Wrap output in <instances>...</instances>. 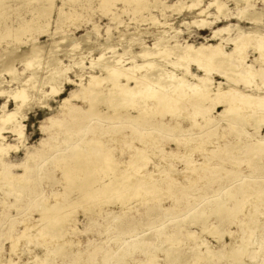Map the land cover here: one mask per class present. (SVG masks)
Here are the masks:
<instances>
[{
    "label": "bare ground",
    "instance_id": "1",
    "mask_svg": "<svg viewBox=\"0 0 264 264\" xmlns=\"http://www.w3.org/2000/svg\"><path fill=\"white\" fill-rule=\"evenodd\" d=\"M7 1L34 3V10L38 13L52 12L54 4V0H0V7L6 6ZM183 1L178 0L168 4L164 0H153V2L98 0L101 12L105 15L110 13V19L115 21L119 15L112 7L118 2L126 5L134 2L131 10L140 12L151 5L161 6L162 11L171 8L179 10ZM233 1L240 6L238 20L250 23L249 29H245L240 23H225L211 27L228 13L226 0H209L205 5H201L202 0H191L192 4L188 6V10L191 12L195 10V13L190 21H183L182 24L187 28L190 26L199 29L211 28L210 38L215 42L207 40L199 44L189 41L180 42L176 38V33L179 31L176 30L171 37L166 36V32L165 35L164 32L156 35L152 45H145L140 38L142 33L139 32V34L119 33V40L116 42L107 35L101 42L98 38L99 27L93 24L79 37L66 34L60 40L52 39L49 44L44 45L34 40L20 52H17V49L21 46L4 49L0 54V74L8 73L10 80L7 82L17 81L19 84L17 87L4 89L3 81H0V95H7L14 101L13 109H7V102L1 105L0 181L3 184L0 185V190L2 193L13 194L16 200L30 191L38 194L32 176L37 170L36 163L40 157L43 158V162L51 159L52 168L39 166L37 180L39 182L56 180L61 184L62 189L54 191L53 201L40 202L37 207L42 208V221L55 227L54 232L58 238L62 235V221L54 219V214H48L47 209L66 208L62 198L74 190L79 192L78 197L75 198L76 204L81 205L86 214L100 213L105 211L103 208L115 203L121 207V210L126 206H129L130 210V206L133 205H130L131 201L136 203L141 200L147 208L145 214L149 215L146 221H151L159 218L157 216L160 210L157 206L166 208L167 204H163L164 198L169 201L174 198L175 201L169 205L182 207L193 201L180 199L178 198L180 195L187 191L203 189L200 186L204 182L214 179L217 184L225 180L227 184L214 189V191H222V194H216L208 201L216 202L212 210L201 208L188 217H180L176 215L177 211L172 210L174 213L171 215L174 222L172 230H166L164 224L166 221L161 219L163 224L157 226L158 231L154 238L144 239L140 233L130 235L133 225L126 226L125 223H120L117 226L120 234L114 239L115 245L105 249L101 257L103 263L120 264L131 255L138 253L141 257H137V263L149 264L151 258L155 257L153 252L166 240L171 244L164 252L167 264H190L197 262L199 258L204 264H212V257L216 254L214 251L206 249L204 253L197 254L193 247H190L194 253L191 257L180 250L179 242L183 237L182 228L185 224L195 222L205 226L207 217L214 214L217 218L218 230L223 229L220 233L222 234L225 231L222 226L227 220L240 212L244 216H249L250 211L259 207L260 201H264V161H260L261 156H264V135L258 134L259 128L264 126V92H262L264 68L259 64V69H255L254 64L247 63L245 52L247 45L252 44L258 52V57L255 59L264 62V30L261 28L264 26V0H260L263 4L260 8L253 6L254 2L250 3V0ZM57 11L53 32L74 19L77 12L74 9L67 12L62 6ZM151 18L154 17L151 15ZM47 25L49 22L39 25L38 32L47 31L44 29ZM32 26L33 22L25 21L12 32L8 29L6 33L7 36L12 35L17 40L23 32L33 29ZM232 29L244 34L232 37L229 34ZM65 39L69 42L70 49L77 48L83 42L90 51L97 46L102 48V52L110 50L111 54L105 55V51L97 55L96 59L90 58V67L97 68V73H90L87 82L83 83L82 74L79 73L84 69L82 59L72 58L74 55H69L70 52L66 49L65 57L70 59L66 64L58 53L60 50L58 46ZM122 41V51L119 52L116 43ZM227 44L233 46L229 51L224 47ZM134 45L139 46L140 50H133ZM137 58H141L140 64ZM125 60L128 62L124 63ZM16 61L23 65L22 71L15 68ZM191 63L196 64L202 74L192 73ZM75 65L78 66V71L72 69ZM169 65L170 70H168ZM40 70H43V75ZM26 72L29 74L27 75ZM70 72L79 77L80 82L72 79L69 76ZM214 73L225 79V82L214 81ZM254 78H259L261 84L256 85L253 82ZM240 82L248 87L256 86L258 91L246 92L238 87ZM131 83L134 85L131 86ZM65 84L77 85L79 88L72 90L70 97L63 98L62 118L49 117V121L57 125L54 132L49 133L48 139L42 138L33 146L34 151L26 152L24 160L20 163L5 162L4 157L10 150L13 152L18 150L20 145H24L26 135L23 121L26 118V110L31 109L34 104L48 106L47 99L59 94ZM46 85L50 87L49 90L44 89ZM93 95L96 97L90 98ZM71 98L87 100V106L79 107L71 104ZM218 107H221L220 111L217 110ZM214 112L216 114L213 115ZM183 115L188 118L187 126L180 124ZM73 119L84 123L76 124L74 128L63 124ZM224 123L227 126H224ZM247 126H250L252 131H248ZM161 129L167 132V140L174 142V148L164 149L163 140L159 136ZM5 132L11 133L16 143L7 142ZM224 137H228L227 142L225 140L214 148V141H222ZM69 141L73 146L67 151L66 146ZM118 147L122 153L128 150V155L120 158L122 154L115 153ZM48 148H53V151L46 156L45 151ZM214 158L218 159V162L210 165ZM240 159L246 160L249 168L248 175L242 177V172L237 168L226 166ZM178 162H182L183 167L176 166ZM13 167H21L22 170L15 173L12 171ZM57 171L60 173V178L55 176ZM58 202L63 206L57 204ZM0 204L11 206L12 203L8 204L6 199H2ZM243 204H247V210L243 209ZM15 208H23V206H15ZM167 209H165L167 212L170 211ZM178 209L179 212L183 210ZM118 215H113V218H117ZM244 222L245 220L241 218L237 223L238 228L230 233V248L228 252L218 254L220 258L235 255L232 261H237L236 251L242 245L236 241L245 244L248 236L243 227ZM136 224L139 225L141 222ZM260 237L258 242H249L245 250L246 257L249 256L250 259L258 255L254 264H264V232L260 233ZM16 247L15 244L13 248ZM254 247L257 249L256 253ZM63 250L65 256L69 254V247ZM94 250L95 247L87 249V252ZM175 250L180 251L176 253ZM111 259L112 263L108 261ZM43 260L45 261L44 258ZM43 260L42 258L35 260L34 264H43Z\"/></svg>",
    "mask_w": 264,
    "mask_h": 264
},
{
    "label": "rangeland",
    "instance_id": "2",
    "mask_svg": "<svg viewBox=\"0 0 264 264\" xmlns=\"http://www.w3.org/2000/svg\"><path fill=\"white\" fill-rule=\"evenodd\" d=\"M63 1L64 0H54L53 9L52 12L50 13L47 12L38 13V11L34 10L35 7L34 3L31 2L25 4L18 1L17 2L7 1L5 4L6 6H4L5 8L0 7V54L4 49L8 50L9 47H18V46H21L20 48L17 49V52H20L22 51V48H26L34 40L39 44L41 43L42 45H44V44H49L52 39L60 40L62 36L66 34H68L69 36L79 37L85 34L86 30H89L93 24H96L99 27L98 38L99 41L101 42L104 41L107 35H109L110 36L109 38H111L116 42L117 40H119V36H120L119 33L122 32L126 34L142 33L140 38L142 39L143 43L145 45H152L154 41V37L158 34H161V32L162 33L164 32V35L166 32V36L171 37V35H174L176 31L177 32L179 31L178 33H176L177 34L176 38L180 42L189 41L194 44H199L200 42H206V40L209 42H215L214 39L210 38V36L212 35L211 28L206 27L199 29L195 26H190L187 28L185 24H182L183 21H190L192 15L195 13V10H193L192 12L188 10L189 4L190 5L192 4L191 0H184L179 10L178 9L174 10L173 8H171L162 11L161 6L154 7L151 5L148 9H144L140 12H133L131 10L132 9L131 5L134 2L131 3V5H126L118 2L117 4H115V6L112 7V9L115 12H117L119 15V18L116 21L110 19L111 16L110 13L105 15L104 13L101 12V10L99 9L98 0H90V1L65 0V2ZM149 1L153 2V0H148V2ZM177 1L178 0H164V2L168 4H172ZM208 1L209 0H202L201 5H205ZM226 1H227V6L229 8L227 12L229 14L226 13V16H222L221 21L216 22L211 27L221 26L225 23H232V24L240 23L241 26H243L245 29H249L251 27L250 23L245 22V20L239 21L237 18V15H240L239 14L240 6L236 5L233 0H226ZM249 2L250 3L254 2L253 6L257 8L263 6L260 0H250ZM245 3L246 2H243V4ZM61 6L67 12L68 11L71 12L73 11V9L76 10L77 12L75 13L74 19H72L67 24H64L63 27L60 28L58 31L53 32L55 28V21L58 14L57 10ZM213 10L214 9H211V11ZM151 15L154 18L150 19ZM25 21L33 22V26H32L33 29L27 32H23V34H21L17 38V40L14 39L12 35L7 36L6 32H8V29L9 31L12 32L20 24H23ZM45 22H49V25L44 27V29L47 31L38 32L37 30L38 26L43 25ZM164 22L165 24H162ZM261 28L262 30H264V26H262ZM229 34L232 37H234L237 35L241 36L244 33H239L232 29ZM68 44L69 42H67V39L60 42L58 46V49L60 50L58 53L60 57H62L63 63L66 64L69 63L70 61V59L65 57L64 51L66 49L67 51L69 50L70 52L69 55L71 56L74 55L72 56V58L82 59L83 61L82 63H84L82 64L84 69L82 72L79 71V73L82 74L83 83L87 82L90 73H97V68L93 69L92 67H90V60L92 58L96 59L98 57L97 55H100V53H105V51H106L105 55L111 54V52H109L110 50L109 51L105 50L102 52L101 50L102 48H97V46L95 47L94 50L90 51L83 42L77 48L74 49H70V46ZM116 45L118 51L121 52L122 51L121 46H123V41L116 43ZM224 47L227 51H229L233 46L231 44H227ZM132 48L135 51L140 50L139 46L137 45H134ZM245 52L247 55L246 57L247 63L249 62L251 64H254L255 69H259L260 65L261 66L263 65L262 67L264 68V62L261 63V61L255 59L256 57H258L257 56L258 52L257 50L255 51L254 46L252 44L247 45ZM125 61L126 62L124 63L128 62V60ZM137 62L140 64L141 58H137ZM14 65L18 71L23 70V65L20 62L16 61ZM168 68H169L168 70H170L171 68L170 65ZM72 69L78 71V66L75 65ZM42 71L43 70H40L41 74L43 75ZM190 71L194 74H202V71L194 63L190 64ZM26 74L28 75L29 73L26 72ZM69 76L72 79L76 80L77 82H80L79 77L75 76L74 73L70 72ZM213 78L214 81L216 82L217 81L225 82V79H223L220 75H217L216 73L213 74ZM9 80H10V76L8 73L2 72L0 74V81H3L2 87L4 89H11L14 88L15 86L16 87L18 86L19 83L17 81H16L17 83L14 81L8 83L7 81ZM253 82L256 85L257 83L261 84L259 78H254ZM133 85L134 84L131 83V86ZM238 87H240L242 90H245L246 92L254 93L258 91L256 86L248 87L245 86L244 84L242 85V82L238 83ZM78 88L79 86L77 85L65 84L64 89L61 90L59 94L47 99L48 106L46 105L40 106L34 104L33 107L28 110H26L27 108L25 107L24 109L27 111V113H26V118L23 121L24 131L26 135L24 145L23 146L20 145V148L13 152L12 150H10V152L7 154L8 156L6 155V157H4V161L9 164L20 163L21 161L24 160L25 153L28 151L29 152L34 151L33 146H35L42 138L48 139L49 133L54 132V129H56L57 127L56 124H52L51 121H49V117L52 116V117L62 118L61 104L63 98L67 96L70 97L72 90ZM44 89L49 90L50 87L46 85ZM262 92H264V88L262 89ZM95 97L96 95L90 96V98H95ZM86 101L87 100L84 99L82 100V98H71L70 100L71 104H75L79 107L87 106ZM4 102H7L6 103L7 109L14 108V101L12 98L7 97V95H0V113H1V105ZM217 110L220 111L221 107H218ZM182 114L183 113H180V115ZM214 114L216 113L214 112L213 115ZM182 117L183 118H180L181 119L180 124L182 126H187L188 124L187 116L183 115ZM81 123H84V121L78 122L73 119L72 121L63 122V124L66 127H73V128L75 127L76 124L78 125ZM224 126L227 125L224 123ZM247 127H248L247 128L248 131H252L250 126ZM258 134L261 136L264 135V126L259 128ZM5 135L7 142L16 143L15 137L11 133L5 132ZM159 136L163 140L162 141L164 143L163 147L165 146L164 149L169 150V148H174V142L167 140L168 139L167 132L161 129ZM227 138L224 137V139H221L222 141L220 140L214 141L213 147L216 148L217 145H221ZM225 142H227V140ZM117 145H119V143ZM70 146L72 147L73 143L69 141V143L66 146L68 147L67 151H69ZM60 148H64V146H60ZM52 151L53 148H48V150L45 151L46 153L45 155L46 156L49 155ZM120 152L121 149L120 147H118V149L115 150V153L119 155L122 154L123 157L120 156V158L126 157L129 153L128 150L127 152L126 150H124L123 153ZM260 161L261 162L264 161V156H261ZM217 162L218 159L214 158L210 162V165H215ZM181 165L182 162L180 163L178 162L176 166L181 168L183 167V165L182 166ZM39 166L52 168L51 159H47L46 161L43 162V158L40 157L36 163L35 167L37 168V170L32 174V176L35 179L34 180L35 190L38 191V194H35L36 192L33 193L34 191L33 192L30 191L27 194H23V196H21L18 200H16L13 194L7 193L5 195L0 190V201L2 199H6L8 204L12 203L11 206L0 204L1 264H34L35 260H41V258L42 260L43 258L45 259V261L43 260L44 261L43 264H106L103 263L101 257L103 256L105 249H108L109 247L115 245L114 239L116 236L120 234L119 229L117 227L120 225V223H125L126 226L133 225L131 229L132 232L130 231L131 232L130 235L140 233L141 236L143 235L144 239L154 238L155 233L158 231L157 226H159V224H163L161 222V219H164L166 221L164 223L166 225L165 227H167L166 230L169 231L172 230L173 228L172 225H174V222H172L171 219L172 218L171 215L173 213L172 210L177 211L178 213H176V215L180 217H184V216L188 217L190 215L192 216L193 212L201 208H206V209L210 208L212 210L216 202L211 203L208 201L211 198L215 197L216 194L217 195L222 194V191L220 190L214 191V189H218L220 185L228 183L227 181L222 180L221 182H217L216 184L215 182L216 180L214 179L207 182L208 184L204 182V184L200 186L203 187V189H195L193 192L187 191L185 192V194L180 195L178 197L183 200L193 201L191 204H187L182 207H172L169 205V203H173L175 199L171 198V201H169V199L164 198L163 204H167L166 208H168L167 210L170 211L167 212L165 210L166 208L163 206L161 208L157 206V209L160 210L157 216L159 218L151 221H146L148 220L149 215L145 214L147 208L146 205L143 204L141 200H140L141 202L139 201L136 203L131 201L132 203H130V205L132 204L133 205L130 206L131 207L130 210L128 208L129 206H126L122 208L123 210L122 211L121 207L115 203V204H110L106 208H103L105 211H101L100 213L94 212L91 214L90 213L86 214L83 211V208H81V205L76 204L77 199L75 198L78 197L79 192L74 190L73 192L67 193L68 195L63 196L62 198V201L63 203H65L64 205H66V208L47 209L49 211L47 212L48 214H54L53 216L54 219L57 218L59 222L62 221V225H63L62 235L57 238V235H55L54 232L55 227L48 225V223L45 224L42 221L41 219L42 208H38L37 206L39 205L40 202L43 201H48V202L53 201L55 197L54 191L57 189L61 190L62 188H61V184L57 183L56 180L55 181L42 180L39 182L37 180L39 178V172H40L38 169ZM226 166H228L229 168L231 167L237 168L239 171L242 172L241 177L246 174L248 175L249 173L247 162L244 159H240L235 163H228ZM0 170H1V165H0ZM21 170H22L21 167L12 168V171L15 173L21 172ZM154 173L156 174L157 171L155 170ZM55 176L60 178V173L57 171ZM2 184L3 183L0 181V185ZM57 204H62V203L58 202ZM19 205H22L23 208H15V206H19ZM246 206L247 204L243 206V209L247 210L248 208H246ZM133 207L135 209H133ZM178 208L183 209L182 212H179ZM250 212L251 213L249 214V216L248 215L244 216L240 212L237 214V216L232 217L230 220L226 219L227 222L222 226L225 229V231L222 234L220 233L221 231H223V229L218 230L216 225L217 218L214 214H210L207 217L205 226H201L200 224L195 222L186 223L185 226L182 228L184 234L179 242L180 250L186 253V255L191 257L194 256L193 255L194 253L193 251L190 250L191 249L190 247H193L192 249L195 250L197 254L204 253L206 249L214 251L216 252V254H214L212 257V261H211L212 264H233V263L249 264L250 262H251L250 264H254L257 261L256 258L258 255L255 257L253 256L254 259L253 258L250 259L249 256L246 257L245 250L249 242H258L261 239L260 233L264 232V201H260L259 207L254 208ZM113 215L114 216L118 215V216L117 218H113L114 217ZM241 218L245 220V222L243 223V227L244 229H246V233L248 234V236L245 240V244H243L244 242L242 243L236 239L237 240L236 242L241 243L242 245V247H239L238 251H236L238 255V258L236 259L237 261L234 262L232 261L235 255L234 256L230 255L228 258L226 257L220 258L218 254L228 252L231 245L230 233H232V231L238 228L237 223L240 221ZM136 222L138 223L141 222V224L138 225L136 224ZM25 226H27V229H25L26 228ZM37 230H39L40 233ZM67 238L70 240H68ZM164 241L165 242L161 245H158L157 249L153 252L155 257L151 258L149 264H155V262L156 264H167L164 259V252L167 251V249L171 244L170 241L168 242L166 240ZM15 244L17 247L13 248ZM68 247H69L68 250L69 254L65 256L63 253L64 251L63 249H66ZM76 247L77 249L75 250ZM93 247H95L96 250L91 251L90 253L87 252V249ZM180 250H175V252L178 253ZM256 251L257 249L256 247H254V252L256 253ZM32 254L33 256H31ZM138 256L141 257V255H138V253H135L134 255H131L129 259L123 260L120 264H138L137 263ZM113 260L111 259L108 261H111L112 263ZM190 264H204V261H202L199 258L197 262H191Z\"/></svg>",
    "mask_w": 264,
    "mask_h": 264
}]
</instances>
